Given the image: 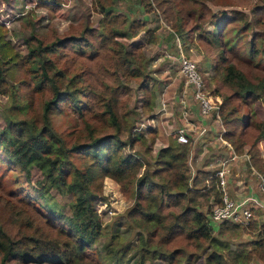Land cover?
<instances>
[{
  "label": "trees",
  "instance_id": "16d2710c",
  "mask_svg": "<svg viewBox=\"0 0 264 264\" xmlns=\"http://www.w3.org/2000/svg\"><path fill=\"white\" fill-rule=\"evenodd\" d=\"M163 1L168 0H160L157 4L160 5ZM114 2L115 0L92 1L93 9L102 15V26L98 30L92 28L89 20H86L83 25L78 26L77 35L58 37L54 41L45 42L32 34L31 39H26L28 51L24 56L10 47V42L3 38L5 29L0 26V91L7 73L21 89L49 92L42 100L38 117L6 121L9 123V133L19 140V147L13 151L0 146V153L6 161L19 166L29 188L22 192V196L14 193L13 200L0 194V199L4 200L13 219L21 224L20 231L12 234L0 222V264L11 259L23 262L85 264L80 260L96 243L102 230L100 216L93 204L99 181L108 176L124 182L132 178L143 164L132 152L122 151L128 142L133 146L137 138L130 136L127 141L120 136L128 119L121 101L129 94V88L121 82L119 76L125 80H137L140 88L146 90L149 72L145 66H141L134 48L129 49L118 39L137 35L143 25L141 18H130L117 12ZM59 3L60 0H45L44 4L55 9ZM138 3L146 11L154 10L153 0H138ZM258 9L260 8L252 9L251 21L260 27L264 24V12ZM193 13L194 10L187 11L186 15L192 17ZM181 20L183 19L176 18L172 22L175 31L169 33V39L175 36V32L183 37ZM226 30V25L215 23L212 32L210 31L212 38L220 45L221 52L226 51L227 44L231 42L226 36ZM260 31L264 36V28ZM88 35L98 36L95 44L98 51L93 55L87 52V47L91 44ZM254 39L253 36L249 41L252 55L258 53ZM66 42L78 45L77 55H88L90 61L89 64L80 66L84 60L81 58L80 63L75 65L77 70L69 75L63 68L57 67L50 57V54L56 53ZM221 58L225 59L222 56ZM199 73L206 86L204 75L207 74ZM222 74V83L235 88L234 91L239 96L264 99V79L253 81L231 62L223 65ZM105 77L110 80L106 81ZM63 111L73 114L88 127L91 124L89 117L104 121L106 127L101 132L93 133L94 128H91L87 136H82L76 128H71L63 135L55 129L53 121V114ZM218 114L225 128L223 138L229 141L235 152H241L242 142L237 139L238 134H241L238 125L244 124L245 118L237 115L229 98L221 101ZM254 125L257 134L248 150L250 154L247 162L258 166L264 186V155L261 150L254 148L256 140L264 141V115ZM0 136L7 140L3 130ZM52 142L57 146L53 152L50 151ZM187 149V144L181 142L160 147L152 157L154 167L148 168L145 162L142 172L135 178V199L132 208L128 210V216L138 226L142 223L145 228L157 227L146 231L147 240L142 232H138L142 235L139 248L141 255L149 257L157 254L166 260L173 259L175 250L166 252L157 250L152 245L183 234L195 244L204 240L213 246L205 257L204 264H229V261L233 263L240 254L231 255L228 244L216 238L212 232L222 233L226 231L225 227L236 223L219 222L220 225L215 230L213 222L208 218L209 209H202V206L209 204L212 195L220 200L221 192L216 185L215 170L197 168L194 175L190 176L186 162ZM33 170L38 171L34 179ZM52 190L70 197L68 211L53 195ZM27 199L35 201L45 211L42 213L46 215L50 225L56 227L54 222L60 223L56 227L55 235L34 228V217L18 204L28 205L31 202ZM169 205L177 211L163 212L164 206ZM252 210L255 214L261 213L258 208ZM248 226L259 237V243L264 244V219L258 222L256 218H251ZM63 234L64 237L61 236ZM156 236L158 239L155 241ZM252 243L255 242L250 244ZM218 247H228L226 250L229 254L221 253ZM103 249L104 254L100 256L98 264H116L119 248L112 243H106ZM246 255L249 256V253ZM191 261L196 259L192 258Z\"/></svg>",
  "mask_w": 264,
  "mask_h": 264
},
{
  "label": "rangeland",
  "instance_id": "374dc122",
  "mask_svg": "<svg viewBox=\"0 0 264 264\" xmlns=\"http://www.w3.org/2000/svg\"><path fill=\"white\" fill-rule=\"evenodd\" d=\"M92 1L60 0L58 7L53 9L44 4L45 0H0V26L5 29L3 38L10 42L13 50L24 56L28 51L26 39H31L32 34L45 42L54 41L58 37L77 35L78 26L83 25L86 20H89L92 28L98 30L102 26V15L93 9ZM153 1L155 11H146L138 0H115L114 2L117 12L124 13L130 18H141L143 25L137 35L118 38L129 49L134 48L141 61V66H145L149 72L146 90L140 88L137 80H125L124 77L119 76L121 82L129 88V94L121 101L123 110L128 114V119L120 136L127 141L130 136L137 138L133 146L128 142L122 151L132 152L143 164L132 178L124 182H118L108 176L99 181L93 204L99 212L102 230L96 243L81 258L80 261H84L85 264H98L100 256L104 254L103 245L106 243H112L119 248V258L116 264H204V259L213 246L204 240L195 244L183 234L152 245L156 246L157 250L166 252L175 250L173 259L166 260L157 254L142 257L139 249L142 235L147 240L146 231L157 227L145 228L142 223L138 226L129 218L128 210L134 204L135 178L142 172L145 162L148 168L152 169L154 167L152 157L160 147L173 146L181 142L177 139L180 129L187 134V141L181 143L187 144L186 162L190 176L194 175L197 168L210 170L217 168L218 161L224 155L208 152L209 147L215 144L214 140L211 142L209 140L216 136V141H221L218 136L219 130H225L222 118L218 114L219 105L224 98H229L237 115L245 118L244 124L238 125L241 134H238L237 138L242 142L240 143L241 152H239L243 158L242 164L245 163L244 165L252 172L251 175L256 182L259 176H262L258 166L253 163V165L248 164L247 161L250 154L248 150L257 134L254 124L259 122L264 115V99L239 96L234 91L235 88L222 83L221 77L223 65L231 62L253 81L264 79V36L260 31L264 28V24L259 27L251 21L253 8H260L258 10L264 12V0H168L160 5L157 4L160 0ZM191 10H194L192 17L187 16L186 12ZM176 18L183 19L181 28L184 35L181 37L175 32V36L169 39V33L175 31L172 22ZM215 23H221L228 28L226 36L231 42L227 44L226 51L221 52L220 45L210 34ZM253 36L255 37V48L258 50L256 55H252L249 48V41ZM88 38L91 44L87 47V52L93 55L98 51L95 47L98 36L88 35ZM77 46L75 43L66 42L64 46L58 48L56 53L50 54L56 66L63 68L68 75L77 70L75 65L80 63L81 58L84 60L80 66L90 63L88 55L84 57L82 54L77 55L76 52L79 50ZM181 53L193 59L201 73L207 74L204 75L206 76L205 91L211 101L216 104V109L211 110L208 117L201 112L193 94V88L186 83L180 73L178 56ZM221 56L225 59L223 60ZM4 77L3 89L0 91V132L3 130L6 133L7 140L0 136V146L16 151L19 147V140L14 134L9 133V123L7 124L6 121L29 120L38 117L42 100L48 96L49 92L24 90L11 79L9 74L6 73ZM105 80L110 79L105 77ZM72 115L66 111L55 112L53 114L55 129L64 135L67 130L76 128L80 135L87 136L91 128H94L93 133L101 132L106 127L104 121L92 117H89L91 124L88 127L74 115L72 119ZM204 119L208 121V125L202 123ZM203 129L206 131L204 132ZM199 132L203 138H198ZM56 147V144L52 142L50 151L53 152ZM254 148L261 150L264 155L263 140H256ZM243 153L247 156L244 157ZM215 155L217 162H211L213 164L209 166L203 165V163L206 164V159L214 158ZM37 175L38 171L33 170V179ZM25 180L19 166L6 161L0 153V194L12 200L14 193L22 196V192L29 188ZM52 193L68 211L70 197L66 194L59 195L56 190H52ZM27 200L31 203L18 204L25 207L34 217V228L55 235L56 227H59L60 223L52 221L56 227L50 225L44 214L45 211L35 201ZM218 201L220 200H216L212 195L209 204L202 206V209H209V212L212 204ZM170 211H177V209L170 205L164 206L163 212L169 213ZM260 212L262 215L259 221L264 218V210ZM0 222L12 234L21 229L19 226L21 224L13 219L3 199H0ZM248 224H231L225 227L227 229L222 233L212 232L216 238L228 244L231 255L240 254L236 256L233 263L229 261V264H264V244L259 243V237L250 230ZM218 225L220 224L212 223L215 230ZM138 232H142V235ZM61 236L64 237V234ZM157 239L158 236L154 238L155 241ZM251 242L255 243L250 244ZM219 244L222 243L219 242ZM227 248L220 247L218 250L227 255L229 254ZM246 253H249V256ZM192 258L196 261L192 262ZM5 264L53 263L23 262L11 259Z\"/></svg>",
  "mask_w": 264,
  "mask_h": 264
},
{
  "label": "built area",
  "instance_id": "2783aa9c",
  "mask_svg": "<svg viewBox=\"0 0 264 264\" xmlns=\"http://www.w3.org/2000/svg\"><path fill=\"white\" fill-rule=\"evenodd\" d=\"M178 62L180 73H182L186 83L193 88V94L198 101L201 112L208 115L211 110L216 109V104L211 101L210 96H208L205 91V85L198 71L196 62L182 53L178 56ZM223 132L224 129L220 131L219 138L226 146L231 147L229 141L222 137ZM177 139L181 142L187 141V134L183 129L179 130ZM242 155L244 157L247 156L245 153ZM236 156L238 155L232 153L229 157L221 158L218 161L217 168L215 169L217 186L221 192V196L220 201L213 203L210 211L208 212V218L214 224L224 221L238 223L241 225L248 224L250 219L254 216L252 209L261 207L260 202L255 197L244 195L241 198H233L228 193L226 182L227 174L229 172V162ZM258 185L262 190H264L262 176H259Z\"/></svg>",
  "mask_w": 264,
  "mask_h": 264
},
{
  "label": "crops",
  "instance_id": "0c3cea01",
  "mask_svg": "<svg viewBox=\"0 0 264 264\" xmlns=\"http://www.w3.org/2000/svg\"><path fill=\"white\" fill-rule=\"evenodd\" d=\"M208 115L206 117H208ZM202 123L208 125V121H205V119L202 121ZM204 130L206 131V129ZM221 130H219L218 136H220ZM198 135H199L198 138H203L202 137L203 135L201 136L200 132L198 133ZM216 139L217 137L215 136L212 140H209V142L214 140L215 144L209 147L208 152L216 153V155L223 154L224 155L223 157H229L230 155H232V153H235L238 155L232 158L229 162V172L227 174V182H226L229 195L233 198H241L244 195L255 197L258 199V201L261 204V207L260 208L257 207V208L263 212L264 210V190H262L259 187L258 182H256L253 176L251 175L252 172L250 170H247L248 168H246V166L244 165L245 163L243 162L242 164L243 158L241 154L235 152L233 147L231 148V147L226 146L222 141L218 140L217 142ZM205 153L207 152L205 151ZM216 155L213 156L214 158L206 159V164L203 163V165L209 166L213 164L211 162H217L218 159ZM241 168L243 169L241 170ZM261 215L262 214L260 213L256 216V214L254 213L253 218H256V220L260 222L264 219L263 218L262 220L259 221V218Z\"/></svg>",
  "mask_w": 264,
  "mask_h": 264
}]
</instances>
